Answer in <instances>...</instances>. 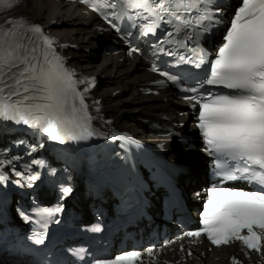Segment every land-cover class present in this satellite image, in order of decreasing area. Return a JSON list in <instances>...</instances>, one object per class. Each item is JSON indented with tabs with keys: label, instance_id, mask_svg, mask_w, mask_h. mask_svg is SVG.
Segmentation results:
<instances>
[{
	"label": "snow or ice",
	"instance_id": "1",
	"mask_svg": "<svg viewBox=\"0 0 264 264\" xmlns=\"http://www.w3.org/2000/svg\"><path fill=\"white\" fill-rule=\"evenodd\" d=\"M20 3L21 0H0V13L12 11ZM91 7L97 11L105 7L116 9L117 3L105 0L104 4L93 3ZM126 9L134 10L135 18L149 21L141 26L142 36H155L162 24L171 27L172 31L162 29L170 39L158 38L155 43L149 42L152 56L160 52L175 55L179 63L192 64L196 68L210 63V75L188 87L182 86L183 78L179 73L161 71L155 63L151 69L159 71L181 91L190 93L183 99L193 102L194 108L199 105L197 126L204 138V150L214 160L211 174L220 178L218 183L205 189L206 202L200 220L202 229L185 235L195 238L205 235L217 247L239 241L247 249L264 254V0H242L212 51L204 44L214 41V29L223 23L217 0H124L120 11L115 13L117 18L127 15ZM104 15L107 18V14ZM127 18L134 19L131 15ZM18 27L42 34L39 25L22 17L15 23L8 20L0 25V85L11 89L5 95L4 86H0V119L23 123L59 144L86 142L103 135L92 127L93 117L87 113L84 93L88 88L85 87L83 92L78 90L77 85L84 81L75 79L74 71L65 66V58L54 52L50 56L46 51L42 53L43 60L38 59L34 55L35 48L25 47ZM113 27L120 32L115 24ZM44 42L52 48L53 42L49 38ZM163 44L174 45L176 50H165L160 46ZM179 49H184V53L180 54ZM131 51L139 49L132 48ZM213 53L214 58L209 61ZM13 69L17 71L13 73ZM5 76L13 83L7 84ZM205 85L228 91L211 92ZM21 87L22 99L13 100V96H21ZM201 88L207 94L202 93ZM94 103L98 105L99 101ZM96 111L99 112L98 107ZM8 151L0 150V157H3L0 158V169L11 165V171L19 178L14 183L32 187L40 175L32 171L30 164L44 167V161L33 158L30 164L24 163L23 171H18L14 162L22 158L15 154L9 157ZM238 179L257 187L244 191L221 186ZM7 180V174L0 170V183ZM71 191V187L62 188L64 195ZM60 211L62 209L56 207L44 209L42 214L50 217ZM20 214L29 219L23 212ZM55 222L59 223V220ZM92 231H100V228ZM45 236L46 233H37L32 239L40 245ZM148 253L152 255V250ZM73 255L85 261L89 254L81 248ZM140 258L141 254L133 251L114 259L85 261V264H137Z\"/></svg>",
	"mask_w": 264,
	"mask_h": 264
},
{
	"label": "bare ground",
	"instance_id": "2",
	"mask_svg": "<svg viewBox=\"0 0 264 264\" xmlns=\"http://www.w3.org/2000/svg\"><path fill=\"white\" fill-rule=\"evenodd\" d=\"M20 12L43 23L56 22L52 32L64 42L78 44L80 50L75 55L74 64L87 74H98L101 82L97 87L98 97L103 98L108 111L119 122L130 124L139 135L144 131L134 125L138 116L150 115L157 117L161 111L170 108L167 95L160 97H145L140 91V85L151 77L138 65L129 60L119 61L122 55L103 54L99 49L100 35L90 26L94 21L92 14L82 10L78 5L67 4L63 0H24ZM94 50L99 55L88 56V51ZM120 91L116 96L113 93ZM167 98V102L164 101ZM174 141L169 143L174 146ZM196 161H201L197 155Z\"/></svg>",
	"mask_w": 264,
	"mask_h": 264
}]
</instances>
